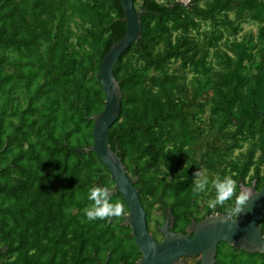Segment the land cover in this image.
Instances as JSON below:
<instances>
[{
    "label": "trees",
    "instance_id": "trees-1",
    "mask_svg": "<svg viewBox=\"0 0 264 264\" xmlns=\"http://www.w3.org/2000/svg\"><path fill=\"white\" fill-rule=\"evenodd\" d=\"M133 3L147 12L141 38L113 70L122 100L110 149L138 178L146 211L144 202L177 210L214 198L212 179L225 176L237 181L238 195L264 139V0ZM123 17L118 0H0L3 264L31 250L91 264L93 252L104 255L115 243L98 236L130 232L119 216H85L89 188L114 184L95 153L79 150L93 144L89 118L106 98L95 74L125 36ZM248 22L258 25L256 35L239 36ZM197 172L210 178L199 193ZM113 199L126 211L120 194ZM255 256L225 253L220 264H256Z\"/></svg>",
    "mask_w": 264,
    "mask_h": 264
},
{
    "label": "water",
    "instance_id": "water-1",
    "mask_svg": "<svg viewBox=\"0 0 264 264\" xmlns=\"http://www.w3.org/2000/svg\"><path fill=\"white\" fill-rule=\"evenodd\" d=\"M118 1L124 12L126 33L122 40L111 45L99 64L95 77L105 94V104L101 112L89 118L93 122V144L79 150L97 155L113 181L112 195L119 193L124 200L128 212H122L120 217L123 219L122 225L130 228L139 248L141 259L136 264H180L181 258L196 256H201L200 264H214L219 243L246 253L257 252L264 255V240L258 227V223L264 220V186L232 221L222 223L223 214L206 216L194 227L191 239L183 234L168 232L161 242H156L150 235L139 193L135 188L138 178L127 175L118 151L111 150L108 144V134L111 126L118 120L122 100V91L113 76V70L120 55L141 38V15L147 12L146 9L136 10L133 0ZM253 191L254 184L249 189L250 193ZM165 228L166 225L162 228L163 233ZM187 231L191 233L192 228L189 227ZM6 250L7 248H3L0 253H5Z\"/></svg>",
    "mask_w": 264,
    "mask_h": 264
},
{
    "label": "flooded vegetation",
    "instance_id": "flooded-vegetation-1",
    "mask_svg": "<svg viewBox=\"0 0 264 264\" xmlns=\"http://www.w3.org/2000/svg\"><path fill=\"white\" fill-rule=\"evenodd\" d=\"M258 113H259L258 114L259 121H261V126H264V109L258 110ZM259 145L260 146L257 147L255 149V152L253 153V157H254L253 165L251 166L250 171L248 172V175L246 176L244 183H240V185L238 186L239 192L241 190L245 192H249V189L251 188L252 184H254V191L250 193L251 196H254L259 192H261L264 186V139H262V143ZM128 176L131 178L134 177L131 175ZM243 188H245V190ZM212 199L214 198L211 196L209 197L207 196L204 198L202 197L198 201H192L190 203L189 209H187L184 206L180 209L178 208L177 210L176 208L173 209L171 207H168V205H166L162 201L160 203L154 204L153 206H149L147 202L146 203L144 202V205L147 207L146 208L147 211L143 208V203L141 199L140 201L144 212L145 211L148 212L147 215L145 213V220L150 235L156 242H161L164 238V235L168 232L173 234H183L191 239L194 236L193 233L194 227H196V225L206 216L222 215V214L225 215V213L221 212V210L227 209L231 201L225 202V204L223 205H217L215 208H211L209 207V201H211ZM208 210H214V212L205 215V212ZM127 212L128 211L126 207V211L124 210L123 213H127ZM113 217H117V216H113ZM118 218H119V225L121 227L129 228L128 226L122 225L123 219L120 217V215ZM165 225H166L165 233H163L162 228ZM189 227L192 228L191 233H188L187 231ZM258 227L260 229L262 239L264 240V220H261L258 223ZM98 237L106 238L108 240L112 239L115 243H111V244L109 243L110 248H112V250L110 249L106 250L104 255L102 254L97 255L96 252H93L91 258L87 260L91 264H136L141 259L139 248L136 245L134 237L131 235V230L129 233L120 234L118 232L114 235H100ZM94 246L95 247L102 246L103 249L102 244H95ZM21 253H22L21 251H17V253L14 254V256L12 257L13 264H66L68 262V259L63 256L65 255V253L63 252L57 254L47 251L44 254L42 252L37 253L36 250H31L28 253V256L26 257H21ZM225 253H229V255L242 258L243 253L246 252L234 248L225 243H219L217 246L214 264H220V259L221 257L225 256ZM247 254H256L253 260V262H255L256 264H259L260 262L259 256H261L264 260L263 254L257 252L247 253ZM200 259L201 256L183 257L179 261L180 264H200ZM82 260L83 258H81L79 262H81ZM4 262H5V258L2 257L0 259V264H3Z\"/></svg>",
    "mask_w": 264,
    "mask_h": 264
},
{
    "label": "clouds",
    "instance_id": "clouds-1",
    "mask_svg": "<svg viewBox=\"0 0 264 264\" xmlns=\"http://www.w3.org/2000/svg\"><path fill=\"white\" fill-rule=\"evenodd\" d=\"M209 179L207 175L197 172L194 179V191L197 193L205 191ZM212 184L215 188V197L209 201V207L215 208L217 205L231 201L221 219L222 223L232 221L235 215L241 214L252 199L250 192L243 190L236 195L237 181L232 177L214 178ZM87 199L90 204L84 209V213L88 220L119 216L124 211L122 203L113 199L112 189L109 185H93L88 190Z\"/></svg>",
    "mask_w": 264,
    "mask_h": 264
},
{
    "label": "rangeland",
    "instance_id": "rangeland-1",
    "mask_svg": "<svg viewBox=\"0 0 264 264\" xmlns=\"http://www.w3.org/2000/svg\"><path fill=\"white\" fill-rule=\"evenodd\" d=\"M257 28H258V25L256 23H249V22L245 23L242 26V31L240 32L239 36L250 35V34L252 36H255L257 33ZM243 259H246V257H243Z\"/></svg>",
    "mask_w": 264,
    "mask_h": 264
},
{
    "label": "built area",
    "instance_id": "built-area-1",
    "mask_svg": "<svg viewBox=\"0 0 264 264\" xmlns=\"http://www.w3.org/2000/svg\"><path fill=\"white\" fill-rule=\"evenodd\" d=\"M180 4L184 6L190 5L194 0H177Z\"/></svg>",
    "mask_w": 264,
    "mask_h": 264
}]
</instances>
